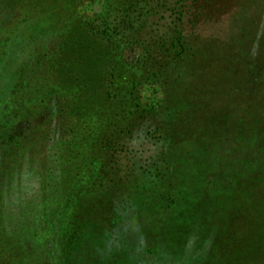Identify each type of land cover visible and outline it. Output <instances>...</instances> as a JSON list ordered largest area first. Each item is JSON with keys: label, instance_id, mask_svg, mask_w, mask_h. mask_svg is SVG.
I'll use <instances>...</instances> for the list:
<instances>
[{"label": "trees", "instance_id": "obj_1", "mask_svg": "<svg viewBox=\"0 0 264 264\" xmlns=\"http://www.w3.org/2000/svg\"><path fill=\"white\" fill-rule=\"evenodd\" d=\"M0 83V264H264V0H0Z\"/></svg>", "mask_w": 264, "mask_h": 264}, {"label": "rangeland", "instance_id": "obj_2", "mask_svg": "<svg viewBox=\"0 0 264 264\" xmlns=\"http://www.w3.org/2000/svg\"><path fill=\"white\" fill-rule=\"evenodd\" d=\"M228 26H229V19L225 18L222 20L221 23L211 26L210 28H206L203 34L204 36L212 35V36H217V37H223L228 30ZM21 58H26V57L22 56ZM12 62H14V60ZM1 83H0V87L2 85ZM3 88H5V85H3V87L1 88L0 95L2 93ZM220 150L223 156L229 155L228 156L229 162H232V159H236L237 156H254L255 157V152H254L255 149L253 147H248L243 150H235V148H231L226 145V146H223ZM255 164H259V162L258 163L256 162Z\"/></svg>", "mask_w": 264, "mask_h": 264}]
</instances>
